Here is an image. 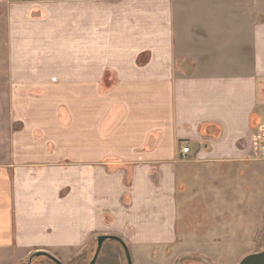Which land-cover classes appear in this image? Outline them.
I'll return each mask as SVG.
<instances>
[{"label":"crops","instance_id":"obj_1","mask_svg":"<svg viewBox=\"0 0 264 264\" xmlns=\"http://www.w3.org/2000/svg\"><path fill=\"white\" fill-rule=\"evenodd\" d=\"M189 1L0 0V264L98 236L150 261L194 167L259 160L264 22L193 28Z\"/></svg>","mask_w":264,"mask_h":264},{"label":"rangeland","instance_id":"obj_2","mask_svg":"<svg viewBox=\"0 0 264 264\" xmlns=\"http://www.w3.org/2000/svg\"><path fill=\"white\" fill-rule=\"evenodd\" d=\"M184 3L191 14L186 25L191 27L252 29V22H264V0ZM102 84L107 88L111 81L106 78ZM187 179L182 189L185 201L179 210L177 246L154 248L150 261L136 259L135 264H239L245 256L264 251L263 159L236 170L222 166L211 176L194 167ZM95 248L94 241L90 248L57 252L55 258L62 264H89ZM30 264L54 263L37 257Z\"/></svg>","mask_w":264,"mask_h":264},{"label":"water","instance_id":"obj_3","mask_svg":"<svg viewBox=\"0 0 264 264\" xmlns=\"http://www.w3.org/2000/svg\"><path fill=\"white\" fill-rule=\"evenodd\" d=\"M94 241L96 242V248H95L94 255L91 258L89 264H95L96 263L97 257L100 253V250H101V247L107 241H114V242L118 243L124 251V255H125V259H126L127 264H132V260H131L129 250H128L127 246L125 245V243L120 238L115 237V236H98L95 238ZM37 257H45V258L49 259L50 261H52L54 264H62L55 257H53L47 253H44V252L34 253L33 255H31L29 257V259L26 263H21V264H30ZM190 259H192V257ZM179 264H180V262H179ZM239 264H264V251L249 254V255L245 256L239 262Z\"/></svg>","mask_w":264,"mask_h":264},{"label":"built area","instance_id":"obj_4","mask_svg":"<svg viewBox=\"0 0 264 264\" xmlns=\"http://www.w3.org/2000/svg\"><path fill=\"white\" fill-rule=\"evenodd\" d=\"M182 153H188L189 152V148L188 147H184L182 148ZM259 152H260V158L264 160V143H262L259 147Z\"/></svg>","mask_w":264,"mask_h":264}]
</instances>
